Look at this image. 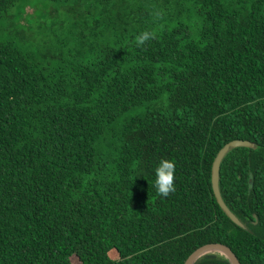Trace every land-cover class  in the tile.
I'll return each mask as SVG.
<instances>
[{
    "label": "trees",
    "instance_id": "trees-1",
    "mask_svg": "<svg viewBox=\"0 0 264 264\" xmlns=\"http://www.w3.org/2000/svg\"><path fill=\"white\" fill-rule=\"evenodd\" d=\"M50 1L83 20L37 57L0 0V264H264V0Z\"/></svg>",
    "mask_w": 264,
    "mask_h": 264
},
{
    "label": "rangeland",
    "instance_id": "rangeland-1",
    "mask_svg": "<svg viewBox=\"0 0 264 264\" xmlns=\"http://www.w3.org/2000/svg\"><path fill=\"white\" fill-rule=\"evenodd\" d=\"M19 4L17 3V9ZM17 9L10 11V17L16 23L20 18L16 15ZM81 12L82 7H75L74 2L28 0L24 7L23 18L20 19L25 45L35 52L37 57H42L46 52H52L61 38L71 40L70 32L74 29L72 23L77 19L78 22L83 20L81 15L84 13ZM28 27L31 32L27 29ZM71 262L80 264L76 256L71 257Z\"/></svg>",
    "mask_w": 264,
    "mask_h": 264
},
{
    "label": "water",
    "instance_id": "water-1",
    "mask_svg": "<svg viewBox=\"0 0 264 264\" xmlns=\"http://www.w3.org/2000/svg\"><path fill=\"white\" fill-rule=\"evenodd\" d=\"M254 147V142L248 139H232L226 142L224 145L220 147L217 151L211 166V183L214 196L216 198L217 203L221 207V209L226 213V215L237 225L244 227V224L240 221V219L228 208L225 202L222 199L219 190V169L220 164L225 157V155L235 147ZM219 254L224 256L230 264H241L240 260L236 256V254L232 251V249L222 243V242H208L204 243L197 248H195L184 260L183 264H194L199 258L203 257L207 254Z\"/></svg>",
    "mask_w": 264,
    "mask_h": 264
}]
</instances>
